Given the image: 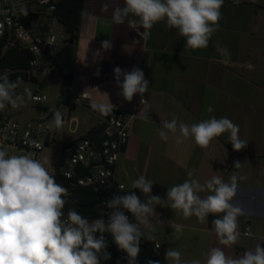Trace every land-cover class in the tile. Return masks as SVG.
Returning <instances> with one entry per match:
<instances>
[{
    "label": "crops",
    "instance_id": "0c3cea01",
    "mask_svg": "<svg viewBox=\"0 0 264 264\" xmlns=\"http://www.w3.org/2000/svg\"><path fill=\"white\" fill-rule=\"evenodd\" d=\"M105 3L108 10L102 12ZM29 4L30 0H13L17 13L33 26L35 20L26 14ZM123 5L124 0H84L78 40L74 43L67 41L54 18L48 20V30L52 32L54 24L60 28L59 40L49 55L60 70L69 73L67 78L54 75L61 77L65 87L66 83L72 85L76 100L62 85L52 89L49 84L53 75L45 80V87L38 86L33 91L47 90L50 98L43 102L36 117L21 124L39 120L46 113L54 117L58 110L63 124L45 135L44 148L57 143L62 150L64 144L82 137L97 145L102 138L104 115L92 105L110 102L114 105L112 111L125 113L130 135L118 159L117 178L142 202L149 197L132 189V182L140 175L154 182L151 195L162 199H166L168 188L187 179L206 185L213 176L230 182L231 176L236 175L233 203L243 209V215L238 217L240 239L231 248L220 245L210 227V217L217 216L210 214L207 223H200L195 216L184 218L170 207L153 202L156 214L149 217L152 228L146 232L160 243L163 264H168L165 253L169 248L179 249L183 260L203 261L213 247L223 248L232 257L254 250L257 244L264 247V0H224L219 29L207 48L198 50L185 48V40L164 22L155 24L147 39L129 26L128 21L134 17L126 18L123 24L114 23L113 11ZM139 31L143 32V28ZM105 40L112 43L109 50L101 47ZM217 44L226 47L230 56L221 57ZM44 58L40 63L47 62L48 58ZM134 66L149 81L143 105L138 103L139 95L131 102L125 101L116 87L114 68L130 71ZM84 94L89 96L82 97ZM209 107L212 112L207 111ZM213 116L227 117L237 124L246 147L234 151L227 132L214 138L206 148L197 146L191 138L177 142L179 131L169 132L167 140L159 136L162 123L173 117L178 123L192 125ZM61 128L69 138L60 135ZM237 160L242 164L239 169L234 167ZM54 166L62 171L63 166ZM48 171L52 174V167ZM198 194L203 198L211 193L205 190ZM177 227L179 239L174 235ZM246 228L251 233L248 237L244 236Z\"/></svg>",
    "mask_w": 264,
    "mask_h": 264
},
{
    "label": "clouds",
    "instance_id": "9594fccd",
    "mask_svg": "<svg viewBox=\"0 0 264 264\" xmlns=\"http://www.w3.org/2000/svg\"><path fill=\"white\" fill-rule=\"evenodd\" d=\"M224 0H124L123 7L113 11V21L123 24L128 17L129 26L144 39L150 37V30L159 22L168 29H175L185 40V48L198 50L207 48L212 35L219 29L222 18L220 9ZM105 3L102 12L108 10ZM143 28V32L139 29ZM104 50H109V40L101 42ZM216 51L227 58L230 53L226 47L217 44ZM99 69L96 75L99 76ZM118 93L127 102L139 95L141 101L149 87V81L138 67L130 71L114 68ZM122 78V81H121ZM19 79V78H18ZM18 82L10 81L7 73L0 75V110L7 105L17 108L23 98L15 94ZM114 105L93 104L92 108L108 115ZM208 112L213 109L209 107ZM53 124L60 128L63 118L60 111L54 112ZM179 131L177 142L191 138L201 148L224 133L234 151L244 149L247 142L240 139V128L227 117L215 116L192 125L177 121L173 117L164 121L159 136L167 140L168 133ZM46 161L34 158L31 153L8 155L0 148V264H100L101 259L110 260L108 244L98 232H108L119 250L126 253L127 264H136L140 253L141 239L147 235L149 241L154 237L145 229H151L149 217L155 215L153 202L161 207H170L184 218L195 216L200 223H207L208 216H217L212 220L213 230L220 245L231 248L240 239L238 217L243 209L233 203L237 191V177L232 175L230 182L219 176H213L201 185L196 179H187L183 183L168 188L166 199L151 195L154 182L140 175L132 182V189H139L149 197L142 202L135 192L122 196H113L105 201L110 213L107 220L103 217L89 221L75 208L65 214V197L68 189L57 183L48 171ZM240 161H234V167H241ZM193 176L192 172L188 173ZM122 190V188H121ZM205 190L211 194L201 198L199 192ZM126 213L131 214V218ZM222 214V215H220ZM180 228L174 235L179 239ZM245 235H249L245 233ZM160 246L156 245L158 249ZM206 259L193 258L183 260L177 248H169L165 253L168 264H264V247L257 244L254 250H246L239 257L227 255L223 248L213 247ZM148 264H160L149 261Z\"/></svg>",
    "mask_w": 264,
    "mask_h": 264
},
{
    "label": "built area",
    "instance_id": "2783aa9c",
    "mask_svg": "<svg viewBox=\"0 0 264 264\" xmlns=\"http://www.w3.org/2000/svg\"><path fill=\"white\" fill-rule=\"evenodd\" d=\"M54 11L55 0H30L26 14L35 20V24L32 26L14 9L13 0H0V41L5 40V46L10 48L19 45L32 55L26 69L22 71L0 69V75L7 73L10 80L12 75L20 74L29 81H45L54 74H59L63 78L69 76L67 70H60L46 56V52L56 47L58 36L48 30V20ZM41 56L48 58L46 63H40ZM66 90L72 97L71 99L76 100L70 83H66ZM88 96L84 94L82 97ZM29 99L33 103H42L47 101V96L33 93ZM138 103L145 104V97L142 101L139 97ZM53 121L54 117L50 113L27 124H21L8 117L0 118V148L14 149L15 155L31 153L34 158L40 159V153L44 149L43 137L58 129L54 126ZM129 137L125 113L121 110H113L103 116L102 138L99 144H94L87 137L66 143L61 150V154L65 156L61 173L67 180V184L63 186L68 189V195L75 187H90L98 198L99 208L109 215L111 210L107 208L105 201L113 196H122L128 193L126 184L117 178V163L119 156L128 145ZM126 214L131 218L130 213ZM66 216L67 214H65V218ZM245 233L249 235H245ZM250 235V229L246 228L244 236ZM143 240L147 241L151 250V261H159L160 264H163L159 254L160 243L154 240L149 241L147 235L141 239V241ZM156 245L160 247L157 249ZM100 264L106 263L101 261ZM144 264H148V262Z\"/></svg>",
    "mask_w": 264,
    "mask_h": 264
},
{
    "label": "trees",
    "instance_id": "16d2710c",
    "mask_svg": "<svg viewBox=\"0 0 264 264\" xmlns=\"http://www.w3.org/2000/svg\"><path fill=\"white\" fill-rule=\"evenodd\" d=\"M84 0H55V11L50 18H54L61 26L64 34L67 36L68 42H76L78 40L79 26L81 22L83 12ZM6 41H0V69H10L14 71H22L26 69L29 59L32 57L28 50L23 49L19 45L15 47H6ZM46 56L53 61L49 52H46ZM17 78L25 79L20 74L12 75L10 81L17 82ZM65 145V144H64ZM63 145V146H64ZM62 146V147H63ZM55 177L57 183L62 185L67 184V180L62 176L61 171L56 168L52 174ZM67 203L63 209L64 214H67L68 210L75 208L82 216H85L89 221L103 217L105 220L108 218V214L103 212L99 208L98 198L90 187H75L67 197H65ZM215 217H210V227L212 226V220ZM98 237L103 235L108 244L107 251L111 254L110 260L101 259L106 264H127L126 253L119 250L116 244L112 240V236L108 232L103 234L97 233ZM140 253L136 258V264H144L151 261V250L147 241L140 242Z\"/></svg>",
    "mask_w": 264,
    "mask_h": 264
},
{
    "label": "rangeland",
    "instance_id": "374dc122",
    "mask_svg": "<svg viewBox=\"0 0 264 264\" xmlns=\"http://www.w3.org/2000/svg\"><path fill=\"white\" fill-rule=\"evenodd\" d=\"M59 25L54 24L52 27V32L56 35H58L59 31ZM62 33V32H61ZM64 35V33H62ZM59 37V35H58ZM59 39L57 38V41ZM45 58L41 56L39 58L40 61H43ZM51 83L49 84L52 86V89L57 88L58 86H63L65 89V84L61 80V77L58 75H54L52 77V80H50ZM48 83V82H47ZM47 84L42 81H37V83H32V81H29L27 79H20L18 80V86L14 90L16 95H19L23 98V103L20 104L19 107L13 108L10 104L6 106L4 110H0V115L3 117H8L14 120L19 121L20 123L27 122L30 118L36 117L38 112L41 109V106L45 103H33L30 101L29 96L33 93V91L38 87L42 86L45 87ZM38 94H45L48 98H50L49 92L47 90H42V93L36 92ZM60 135H63L65 139L69 138V136L66 134V130L64 128L60 129ZM65 132V133H64ZM45 137V136H44ZM43 137V138H44ZM4 149L8 155H15V150L11 149L9 147L2 148ZM65 159V156L61 154V148L58 146L57 143H52L49 148H44L43 152L41 153V161H46V167L47 169H50L52 167V174L55 171L54 165H60L63 166V160ZM128 192H129V186H127Z\"/></svg>",
    "mask_w": 264,
    "mask_h": 264
}]
</instances>
